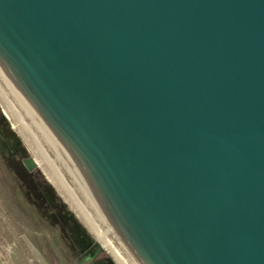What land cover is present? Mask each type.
I'll return each instance as SVG.
<instances>
[{
  "label": "water",
  "instance_id": "obj_1",
  "mask_svg": "<svg viewBox=\"0 0 264 264\" xmlns=\"http://www.w3.org/2000/svg\"><path fill=\"white\" fill-rule=\"evenodd\" d=\"M0 85L128 264H264V0H0Z\"/></svg>",
  "mask_w": 264,
  "mask_h": 264
},
{
  "label": "rangeland",
  "instance_id": "obj_2",
  "mask_svg": "<svg viewBox=\"0 0 264 264\" xmlns=\"http://www.w3.org/2000/svg\"><path fill=\"white\" fill-rule=\"evenodd\" d=\"M22 127L0 96V264H117Z\"/></svg>",
  "mask_w": 264,
  "mask_h": 264
},
{
  "label": "bare ground",
  "instance_id": "obj_3",
  "mask_svg": "<svg viewBox=\"0 0 264 264\" xmlns=\"http://www.w3.org/2000/svg\"><path fill=\"white\" fill-rule=\"evenodd\" d=\"M0 96L2 99L6 102V104L9 106V109L14 114L15 118L18 120L19 124L22 125L27 132L30 135L31 140L37 145L40 152L43 154V158L45 162L52 167L53 172L55 175H50V181L53 184H56V177L58 179V182L60 185L64 186L70 193V197L72 198V202H74L76 208H78L79 212L81 213L82 220L84 221L86 227L90 229V231L95 234L98 238V240L107 248L108 252L113 256L117 264H128L126 260L123 258L121 253L118 251L116 246L113 244L109 236L106 234L104 229L101 227L99 222L96 220L94 215L91 213L87 205L84 203L82 198L79 196L77 191L74 189L70 181L67 179L65 174L62 172L60 167L57 165L55 160L52 158L48 150L45 148L43 143L40 141L38 136L35 134L31 126L28 124L26 119L23 117L21 112L18 110L16 105L13 103V101L10 99V97L7 95V93L4 91V89L0 85ZM27 133V134H28ZM36 165V163L34 162ZM48 170V168H47Z\"/></svg>",
  "mask_w": 264,
  "mask_h": 264
}]
</instances>
